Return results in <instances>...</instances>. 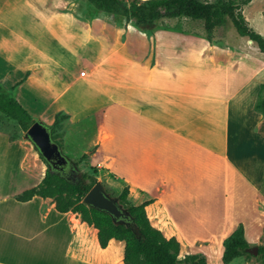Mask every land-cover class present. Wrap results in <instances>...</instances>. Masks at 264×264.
Segmentation results:
<instances>
[{
  "label": "crops",
  "instance_id": "0c3cea01",
  "mask_svg": "<svg viewBox=\"0 0 264 264\" xmlns=\"http://www.w3.org/2000/svg\"><path fill=\"white\" fill-rule=\"evenodd\" d=\"M0 4V86L34 121L48 126L56 114H66L58 131L66 121L77 125L99 114L100 124L94 129L96 138L92 142L95 150L113 158L116 172L151 195L153 202L145 208L148 217L149 206L162 205L177 230H166L151 219L152 225L166 237H176L180 250L185 242L196 244L199 236L194 229L200 230L193 222L198 219L196 213L188 212L179 199L165 192L164 188L175 182L181 186L180 180L183 190H188V182L179 176L181 168L171 170L168 162L177 152L191 157L204 149H225L220 142L226 137L229 111L252 106L251 92L262 81L261 77L256 79L262 72L261 62L247 71L248 88L243 95L242 85L233 87L230 83L246 70H233L235 63L229 69L216 67L215 61L222 51L226 53L222 48H228V56L246 55L251 59L248 47L234 49L204 37L155 27L169 34L162 39L168 47L157 37L161 32L154 30L152 54L146 61L131 51L126 37L124 40L128 24L114 27L98 12L93 14L90 7L83 10L75 0H49L47 4L43 0H0ZM109 30L114 34L111 42L107 38ZM10 37L19 39L24 48L15 76L10 70L12 59L1 48ZM178 43L183 45L180 49H176ZM77 64L86 69L73 76L71 69ZM207 65L213 72L222 70L228 86L214 85V79H206L208 85L204 86L203 74L209 70L203 67ZM252 80H256L254 84ZM217 82L223 83L219 79ZM41 102L45 103L44 111L37 106ZM32 156L24 141L0 131V264H39L45 254L50 259L47 264H115L116 259L123 264L122 241L112 239L102 248L96 228L77 214L60 213L40 196L27 201L15 198L42 179L32 175L36 170ZM199 218L202 228L203 215ZM237 225L230 229L221 226V233L229 232L217 241L214 258L205 250L195 253L204 254L207 264H224L222 240Z\"/></svg>",
  "mask_w": 264,
  "mask_h": 264
},
{
  "label": "rangeland",
  "instance_id": "374dc122",
  "mask_svg": "<svg viewBox=\"0 0 264 264\" xmlns=\"http://www.w3.org/2000/svg\"><path fill=\"white\" fill-rule=\"evenodd\" d=\"M48 1L43 0V4H47ZM75 1L83 10L90 7L94 12L93 14L98 12L99 15L101 14L102 20H105L114 27H126L128 24L124 28L126 32V34H123L124 40L126 37L128 39L127 46L129 44L131 51L139 59H146V61H149L152 54V37L153 33H155V27L161 29L168 28L186 35L206 38L203 23L199 20L185 17L164 18L157 23L137 25L134 20H126L120 14L104 13V11L92 7L86 0ZM236 1L239 2L240 0ZM0 5L3 6V4ZM240 9L249 26L264 36V0H251L247 4H241ZM158 28L155 31L161 32V29ZM162 32L158 33L157 37L161 38V43L164 47L165 45L168 47L167 42L164 43L162 39L164 36L168 37L169 34L166 32H163L165 33L163 34ZM107 34V38L111 42L113 40L112 37H114L112 30H109ZM171 39L173 38L171 37ZM171 39L170 45L172 47L173 41ZM213 42H217L218 44L224 43L227 46H232L231 48L234 49L241 48L242 46L243 48L248 47L247 51L251 59H248L246 55L228 56V48H222L226 53L222 51V54L218 55L215 61L216 67L232 68V64L235 63L233 64V70L235 67H243V70H246L243 74L238 75L236 81L234 80L230 83L233 87L242 85L244 87L243 95H245L246 88H248L246 84L248 80L246 79L247 71L249 69H256L260 62L262 72L260 73L259 71L260 74L258 73L259 76L256 79L261 77L262 81L258 83V88L251 92L252 106H245L242 109H231L229 111L226 137L220 142L225 149L221 148L216 151L204 149L202 153H197L196 155L194 153L191 157H186L181 152H177L172 162H168L169 166L167 168L171 170L177 167L181 168L182 172L179 173V176L185 178L188 182L186 183L188 190H183V182L179 179L181 186L175 182L171 184L170 188H164L165 192L174 199H179L180 203L188 209V212L196 213L197 221H200V214L203 215V220L201 221L202 228L199 226L200 222L192 218L193 222L197 223L200 229L198 231L194 229L195 232H198L197 235L199 237L194 240L196 244L185 242L179 253L180 258L185 254L203 250L207 251L214 258L217 241L229 232L227 230L221 233L222 225H225L226 229H230L241 222L243 226H246L245 237L249 240L251 247L257 246L258 248L259 245L264 244V115L253 109L259 95L260 84L264 83V52L258 49L255 42H249L247 37L236 33L229 20L215 29L211 43ZM178 44V46L176 45V49H180L183 46L181 43ZM22 45L19 39L13 37L6 38L4 45H1L3 49L2 53L12 59L13 67L10 69L12 76L19 73V58L24 54ZM237 45L239 46L236 47ZM178 62L175 61V63ZM179 63L190 64L186 60H181ZM205 67L203 69L209 71L203 74L204 86L208 85L205 82L206 79H214V85L218 86L229 84L225 82L222 74H220L222 70L213 72L207 69L210 68V65ZM81 69L85 70L86 67L79 66V64L73 67L71 69L73 76L77 75ZM218 79L222 80L223 83L218 84ZM255 81L252 80L251 84H254ZM7 93L11 94L8 91ZM246 98L247 95L245 96V100ZM44 105V102L37 105L38 108L40 107L39 111H44ZM50 110L45 111L49 112ZM47 115L44 116L46 119ZM45 121L47 123V120ZM64 124L61 131H58V128L54 125L52 126L51 123L47 124L53 141H58L61 144L60 149L62 154L68 159L75 170L70 173L68 172L70 166H64L59 170L61 174L72 180H79L81 174L84 173L91 174L96 181L99 180L102 183L106 193L117 199L121 189L125 185H128L130 190L128 200L133 204L151 197L145 190L135 187L124 176L113 169V158H108L95 150L92 142L96 138L94 129L100 124L99 114L86 118L77 125H72L67 123V121ZM0 131L26 143L33 154L31 163L36 168L35 172H32V175L35 174L36 178L39 176L43 177L48 165L40 157L39 152L36 151L35 145L24 137L25 131L17 122L0 113ZM129 141L130 138H128ZM83 154H86V156L81 158ZM175 165L176 167L174 168ZM127 171L130 173V169ZM46 199L51 202L49 198ZM121 207L124 208L122 205ZM148 213L150 220L158 221L166 230H170L171 227L173 230H177L172 217L162 205L157 206L153 204L149 206ZM188 232L185 231L186 234ZM118 260L116 259L114 263L120 264ZM49 262L50 259L45 254L43 261L39 264H47ZM233 262L240 264H264V258H257V254H251L250 259H245L241 256L234 259Z\"/></svg>",
  "mask_w": 264,
  "mask_h": 264
},
{
  "label": "trees",
  "instance_id": "16d2710c",
  "mask_svg": "<svg viewBox=\"0 0 264 264\" xmlns=\"http://www.w3.org/2000/svg\"><path fill=\"white\" fill-rule=\"evenodd\" d=\"M86 1L105 13L120 14L126 20H134L137 25H148L164 18L177 17L202 21L209 42L212 41L215 29L229 20L236 33L255 42L258 49L264 52V36L249 26L240 9L241 4H247L251 0ZM253 109L264 115V83L260 84L259 95ZM0 113L15 120L24 131L34 122L30 113L1 86ZM66 117V114H56L52 126L60 128V123ZM56 142L61 146L58 141ZM35 149L39 152L36 146ZM85 156L86 154H83L81 158ZM40 157L43 158L41 154ZM47 165L42 179L35 186L16 194L17 200L27 201L33 196L49 198L58 212L71 211L77 214L81 221L96 228L98 243L102 248H105L112 239L122 241L123 264H207L202 253H188L180 258V242L177 238L166 237L159 228L152 225L145 209L153 202L152 198L133 204L128 200L129 186L125 185L121 189L117 197L119 203L128 211L133 228L124 222L114 220L108 212L82 201L86 192L96 182L91 174H81L79 180L66 179L59 170L53 169L48 163ZM222 246L221 261L224 264L241 256L245 259L251 258L247 251L251 246L245 237V229L241 222L222 240ZM257 258H264V244L258 246Z\"/></svg>",
  "mask_w": 264,
  "mask_h": 264
},
{
  "label": "water",
  "instance_id": "95a60500",
  "mask_svg": "<svg viewBox=\"0 0 264 264\" xmlns=\"http://www.w3.org/2000/svg\"><path fill=\"white\" fill-rule=\"evenodd\" d=\"M251 41V40H250ZM24 137L29 139L39 150L40 154L50 165L56 166L68 164V159L62 154L60 146L51 138L50 130L42 121L35 120L25 131ZM62 168H59L61 170ZM75 170L69 168L68 172ZM63 175V174H62ZM66 179L69 177L63 175ZM83 202L97 209L108 212L114 220L124 222L134 228L126 209L122 208L116 197L110 196L103 189L102 183L97 180L84 195ZM250 254H257V246L247 249Z\"/></svg>",
  "mask_w": 264,
  "mask_h": 264
},
{
  "label": "flooded vegetation",
  "instance_id": "af4514ba",
  "mask_svg": "<svg viewBox=\"0 0 264 264\" xmlns=\"http://www.w3.org/2000/svg\"><path fill=\"white\" fill-rule=\"evenodd\" d=\"M53 169H55V170H59V168H63L64 166H70L71 168H72V166H71V164L68 162V164H65V165H58V164H56V166H53V165H50ZM69 167V168H70Z\"/></svg>",
  "mask_w": 264,
  "mask_h": 264
},
{
  "label": "built area",
  "instance_id": "2783aa9c",
  "mask_svg": "<svg viewBox=\"0 0 264 264\" xmlns=\"http://www.w3.org/2000/svg\"><path fill=\"white\" fill-rule=\"evenodd\" d=\"M84 73V71H81V74H83Z\"/></svg>",
  "mask_w": 264,
  "mask_h": 264
}]
</instances>
